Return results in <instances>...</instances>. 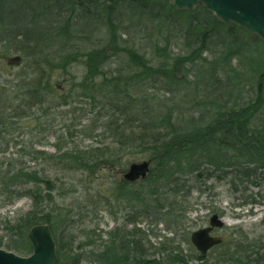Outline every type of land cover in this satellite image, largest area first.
Segmentation results:
<instances>
[{
    "label": "trees",
    "instance_id": "trees-1",
    "mask_svg": "<svg viewBox=\"0 0 264 264\" xmlns=\"http://www.w3.org/2000/svg\"><path fill=\"white\" fill-rule=\"evenodd\" d=\"M248 36L254 45L264 47L259 36L222 22L201 3L190 11L175 9L172 0H0V63L14 53L21 58L16 84L0 87V125H7L6 112L15 100L21 101L14 107L16 116L27 107L80 97L102 101L111 112L103 131L114 138L109 144L97 141L87 148L49 153L32 143L23 148L25 154L89 174L100 168L125 170L138 155H148L150 163L145 178L123 179L112 189L114 199L128 208L126 224L133 228L106 232L101 249L85 254L75 249L74 239L51 214L41 212L43 202L53 197L57 179L27 168L20 151L14 163L0 158L2 202L22 195L33 201L27 213L7 222L10 250L30 255V229L46 224L56 242V264H188L175 249L158 259L147 254L138 224L152 219L175 231L168 218L175 223L180 216L169 199L184 190L172 186L182 176L207 173L229 179L233 186L258 175L263 178L264 70L258 77L257 71L244 77L233 70L225 89L240 85L242 92L225 95L217 83V59L208 62L203 56L211 43L219 42L225 46L219 59L227 65L237 56L241 64L242 40ZM173 38L182 40L187 53L171 52L177 40ZM78 62L85 70L81 81L70 71ZM114 62L115 73L110 71ZM67 76L72 84L63 91L61 79ZM246 79L254 89L241 103ZM148 84H161L163 95L145 92ZM96 130L92 121L82 131L92 137ZM247 195V204L255 205L259 197L264 205L261 191ZM212 251L195 257L200 264H264V230L252 236L237 227Z\"/></svg>",
    "mask_w": 264,
    "mask_h": 264
},
{
    "label": "rangeland",
    "instance_id": "rangeland-1",
    "mask_svg": "<svg viewBox=\"0 0 264 264\" xmlns=\"http://www.w3.org/2000/svg\"><path fill=\"white\" fill-rule=\"evenodd\" d=\"M174 39H177L175 41L178 44L175 41L172 42L171 52L173 54L187 53V50L182 49L183 44H180L182 40ZM242 42L243 54L239 59L243 67L239 64L237 56H234L227 65L219 59L225 47L219 42L211 43L210 50L203 55L208 62L217 59L219 68L216 71L217 83L219 86L222 85L221 89L225 95L231 92L238 94L241 91L240 85L234 86L233 89L229 87L225 89L229 76L234 75L233 70H239L244 77H251L255 74L254 71H257L258 77L261 70H264V65L260 63L264 62V47L254 45L249 36ZM20 60L16 53L11 58L2 60L0 63L1 88L9 89L16 84ZM222 66L227 73L221 69ZM254 67L255 69H252ZM70 71L75 74L77 81L83 79L85 70L82 62L70 67ZM110 71L113 73L118 71V64L114 62ZM61 80L63 81L60 86L63 91H66L71 86L72 80L68 76ZM252 84L246 79L243 91L245 95L240 100L241 103L252 95L254 89ZM162 88L161 84H148L143 90L156 97L163 95ZM9 94L13 96L10 91ZM20 102L15 100L12 104L13 108L7 110V125H0V158L4 162L14 163L18 160L20 151L23 153L20 161L27 168L57 179V187L52 192L53 197L43 202L41 212L51 214V217L65 230V235L74 239L75 249L85 254L101 249L102 238L105 237L106 232L124 227L126 230H131L133 225L126 224L128 208L118 203L112 196L113 187H118V184L124 181V174L130 165L125 170L116 169L109 172L105 168H100L95 174H89L82 170H64L58 165L35 157L34 154H25L23 149L33 143L36 149L55 153L57 149L66 151L71 148H87L97 141L109 144L114 138L110 133H103V131L111 112L104 109L103 102L97 99L93 101L90 97L70 99L69 103L47 102L44 105L27 107L16 116L18 110L16 111L14 107ZM195 116L198 117L199 113ZM92 121L95 122L97 130L92 137L85 136L83 127ZM99 133L100 136L97 135ZM2 150L3 153H1ZM147 160H149L148 155H138L131 162L140 163ZM252 180L259 183V186L253 185ZM234 185L229 179H218L216 175L209 177L207 173L200 177L195 174L182 176L179 184L172 186L175 189L183 186L184 190L175 195L172 194L173 191L168 194H172L169 202L173 203L174 208L178 210L177 215L180 216L175 223L170 222L168 218L169 226L175 231H169L166 223L154 222L152 219H142V222L138 224V227L142 229L141 239L147 254L158 259L162 258V254L175 249L186 256L188 264H200L195 257V254L200 253L191 242V234L207 226L215 213L221 215L225 222L222 229L214 231V236L218 238L224 239L237 227L251 233L252 236L261 234L264 230L263 200L258 197L256 199L258 203L252 206L245 202L247 201L245 196L259 191L264 193V176L260 178L258 175L257 179L252 177L250 181H238ZM250 200L251 198H248V201ZM32 205L33 201L27 195H22L11 203H3L0 199V240L2 241L0 248L19 253L10 250L7 246L10 234L7 222L13 223L27 213ZM163 245H165L164 248H162ZM212 250L208 254H212Z\"/></svg>",
    "mask_w": 264,
    "mask_h": 264
},
{
    "label": "water",
    "instance_id": "water-1",
    "mask_svg": "<svg viewBox=\"0 0 264 264\" xmlns=\"http://www.w3.org/2000/svg\"><path fill=\"white\" fill-rule=\"evenodd\" d=\"M177 10L188 9L193 11L198 4L214 13L222 22L236 24L248 32L259 36L264 41V0H172ZM150 170V163L143 161L132 163L124 174V179L130 182L143 179ZM225 226L223 217L213 214L209 225L191 235V242L202 254L222 244V238L213 235L215 229ZM29 240L33 245V252L28 255H19L12 251L0 248V264H56L58 254L53 234L46 224H39L29 231Z\"/></svg>",
    "mask_w": 264,
    "mask_h": 264
}]
</instances>
